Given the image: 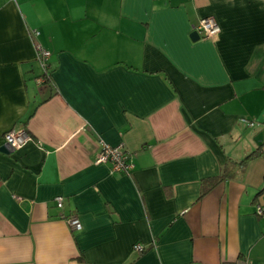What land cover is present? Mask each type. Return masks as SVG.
Wrapping results in <instances>:
<instances>
[{"label": "crops", "instance_id": "crops-1", "mask_svg": "<svg viewBox=\"0 0 264 264\" xmlns=\"http://www.w3.org/2000/svg\"><path fill=\"white\" fill-rule=\"evenodd\" d=\"M12 128L0 264H264V0H0V147Z\"/></svg>", "mask_w": 264, "mask_h": 264}, {"label": "built area", "instance_id": "built-area-1", "mask_svg": "<svg viewBox=\"0 0 264 264\" xmlns=\"http://www.w3.org/2000/svg\"><path fill=\"white\" fill-rule=\"evenodd\" d=\"M193 30L200 33L202 39H211L215 37L219 32V27L212 17L200 18ZM36 56L40 65L42 67V76L40 75L36 78V83L41 84L45 81L48 75V66L46 64V59L48 58V51L41 49L39 46H35ZM247 125H253V121L243 119ZM2 140L5 146L11 149H18L25 145L27 142L32 141L31 136L24 128H12L8 129L2 134ZM95 163H105L109 165L110 172H126L132 168V163L130 161V155L128 152L122 150L119 146H110L100 142V150L95 156ZM54 205L56 207H61L62 199L61 197H55L53 199ZM262 208L260 206L255 207L256 214H262ZM65 223L72 230H78L80 228L79 221L74 216H67L63 218ZM135 248L140 249L139 245H135ZM236 264H243L237 261Z\"/></svg>", "mask_w": 264, "mask_h": 264}, {"label": "water", "instance_id": "water-1", "mask_svg": "<svg viewBox=\"0 0 264 264\" xmlns=\"http://www.w3.org/2000/svg\"><path fill=\"white\" fill-rule=\"evenodd\" d=\"M197 38H198V36H197V34L195 32H191L190 33V39L191 40H195ZM0 151L6 152L5 145H3L2 147H0Z\"/></svg>", "mask_w": 264, "mask_h": 264}, {"label": "trees", "instance_id": "trees-1", "mask_svg": "<svg viewBox=\"0 0 264 264\" xmlns=\"http://www.w3.org/2000/svg\"><path fill=\"white\" fill-rule=\"evenodd\" d=\"M219 27V26H218ZM41 76H42V74H40ZM45 81H47L46 80V78H45ZM45 81H43V83H45ZM42 83V84H43ZM256 154H255V152H251V153H249V154H247L246 156H245V158L244 159H248V158H251V157H253V156H255ZM220 178H216V179H214V180H219ZM213 180V181H214ZM64 217H67V216H62V218H64Z\"/></svg>", "mask_w": 264, "mask_h": 264}]
</instances>
